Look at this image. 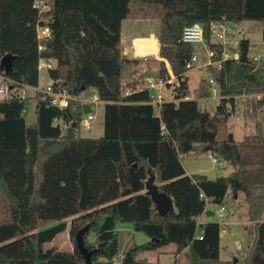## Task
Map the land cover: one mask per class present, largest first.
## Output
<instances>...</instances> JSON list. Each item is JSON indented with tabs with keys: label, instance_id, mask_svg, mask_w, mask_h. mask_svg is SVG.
Here are the masks:
<instances>
[{
	"label": "trees",
	"instance_id": "1",
	"mask_svg": "<svg viewBox=\"0 0 264 264\" xmlns=\"http://www.w3.org/2000/svg\"><path fill=\"white\" fill-rule=\"evenodd\" d=\"M37 1L0 0V85L2 78L12 84L10 96L0 98V264H86L75 240L87 226L92 264H153L139 254L170 247L192 264H264V118L256 135L237 141L227 132L220 141L212 116L200 107L213 96L210 80L220 97L215 116L226 127L237 99L261 95L257 105L264 107V64L252 62L251 41L242 39L238 58L207 67L209 79L193 92L197 100H187L186 64L195 46L181 40L184 28L201 24L205 48L220 61L226 45L213 40L212 25L264 24V0H46L44 13L34 7ZM126 20L160 21L157 76H168V63L180 87L159 115L138 83L124 94L139 62L124 55ZM41 27L49 28V37H39ZM7 54L15 57L8 74L1 70ZM41 60L56 63L48 71L54 91L97 94L105 103L103 137L81 136L79 103L59 109L42 94L21 99L24 89L39 86ZM32 102L35 123L29 124ZM209 151L235 171L216 180L188 175L184 156ZM152 171L174 202L165 216L145 191ZM239 194L255 224L253 250L243 261H222L221 224L198 219ZM118 224L132 225L148 241L138 245ZM68 229L72 252L46 249Z\"/></svg>",
	"mask_w": 264,
	"mask_h": 264
},
{
	"label": "rangeland",
	"instance_id": "2",
	"mask_svg": "<svg viewBox=\"0 0 264 264\" xmlns=\"http://www.w3.org/2000/svg\"><path fill=\"white\" fill-rule=\"evenodd\" d=\"M231 35L230 40L226 42V50L229 55H232L238 47V43L242 39L251 41L250 56L264 54V24L260 22H244L242 24H228ZM160 21L150 20H126L122 26V46L127 52L126 56L129 59L138 60V65L130 72V77L126 81L128 87L124 94L129 91V86L132 82L145 85L147 78H155L159 74L160 63L162 59L158 58L159 48L152 41L140 40L136 42L137 50L140 55L153 53L149 57L135 58L133 55L134 42L139 38L152 37L155 42L159 41ZM156 46V47H155ZM194 54L203 62H207V49L203 44L195 45ZM166 62V61H165ZM56 66L55 62L49 63V68L40 70L41 87L46 88L51 84L48 71ZM166 66L169 67L168 63ZM170 68V67H169ZM189 89L193 93L203 80H208L210 75L207 68H196L188 72ZM130 82V83H129ZM128 88V89H127ZM261 98L257 96H249L237 99V110L239 111V122L232 118L227 126L228 132H232L235 140L243 141L247 137L256 135V122L264 118V107H258L257 102ZM220 103L219 94L216 98H211L207 101L200 102V107L210 113L213 122L218 125L220 122L215 116L216 108ZM104 106L94 108L96 116L94 129L90 132H85L80 127L81 136L85 138H101L104 135ZM28 123H35L34 102L29 105ZM213 154L204 152L201 154H190L182 159L183 166L189 175L204 173L210 180L227 177L235 168L218 158L219 164L212 162ZM221 207L211 205L210 211L214 216H210L208 220L211 223H218L222 226L221 233V251L220 258L222 261H243L253 250V242L255 236V224L249 221L248 207L245 203L243 195L239 194L231 197L226 206V212L219 216ZM70 226V222H68ZM129 228V233L135 236V241L138 245H142L148 241V238L142 233H136L130 224H122L120 227ZM119 227V228H120ZM93 237H90L92 240ZM56 248L62 252H72L74 243L70 238L69 229L58 236V238L46 245V249ZM169 250L163 253L161 260L163 264H192L185 253L178 255L175 247H170ZM147 258L149 261H154L155 257L142 255L140 259ZM258 264H261L258 262Z\"/></svg>",
	"mask_w": 264,
	"mask_h": 264
},
{
	"label": "built area",
	"instance_id": "3",
	"mask_svg": "<svg viewBox=\"0 0 264 264\" xmlns=\"http://www.w3.org/2000/svg\"><path fill=\"white\" fill-rule=\"evenodd\" d=\"M34 7L37 10H39L40 13H44L49 9L48 6L46 5V0L37 1L34 4ZM230 33L231 31L228 24L219 23V24H214L211 27V34L213 36V40L221 44L226 45V42L230 40V35H231ZM49 34L50 31L48 27L38 28V35L41 39L49 37ZM181 40L183 43L193 46L200 44L204 45L205 35H204L203 26L197 23L184 28ZM147 41L154 42L155 45L158 48H160L159 41L155 42L154 39H149ZM40 49L43 48L41 47ZM136 51L138 53L137 46H136ZM152 54L153 53H149L148 55L151 56ZM207 55L208 57L206 63H203L196 55H194L186 64V69L188 70V72L196 68L198 69L207 68L209 66L221 68L223 61H226L228 59L238 58V54L236 52H234L232 55H229L226 49L223 52L222 60L220 61H216V62L214 61L216 53L213 51L207 50ZM250 59L254 63L264 64V54H257L250 56ZM44 68H49V62L45 60H41L39 63V71ZM167 69L169 73L168 76L166 77L156 76L155 78H147L145 80V85L143 87V89L149 91L151 96L150 104L155 107L157 115H159L161 106L164 103L174 101L175 91L180 87V80L172 73L169 67H167ZM210 84H211V91L213 94L212 98H216L219 94L218 87L213 80H210ZM11 92H12L11 82L5 78H2V84L0 85V98L3 99L8 98ZM38 94H42L50 98L52 106L57 107L59 109L69 108L72 102L79 103L82 105V107L89 106L91 109V113L84 115L80 124L85 132H90L94 129V124L96 120L94 108L105 104L103 101L100 100L97 94H85L81 97H71L66 92L54 91L52 84H50L46 88H42L39 84L38 87L24 89L20 93V97L22 100H26L28 98H35ZM186 99L196 101L197 96L195 93H192ZM228 112L230 113L231 119L235 118L236 122L240 121V118L238 117L239 111L237 109L233 111L230 108ZM212 162L214 164H219L217 158H213ZM207 210H210V208L207 207L206 211ZM225 212H226V208L221 207L219 211V216L223 215ZM198 224H200V222H198ZM199 239H201V237Z\"/></svg>",
	"mask_w": 264,
	"mask_h": 264
},
{
	"label": "water",
	"instance_id": "4",
	"mask_svg": "<svg viewBox=\"0 0 264 264\" xmlns=\"http://www.w3.org/2000/svg\"><path fill=\"white\" fill-rule=\"evenodd\" d=\"M126 56V52L124 53ZM15 60V57L11 54H7L2 60H1V70L5 73H11L13 71V62ZM91 113V109L89 106L83 107V114H89ZM216 125V124H215ZM76 126V123L73 125ZM219 130L218 140L220 141H226L227 140V127L219 123L216 125ZM145 191L146 194L149 195L152 199V201L155 204V210L158 212L159 215L165 216L169 211L174 209V202L170 196L165 194L164 192L160 191L159 186L156 184V176L155 173L152 171L149 174L148 180L145 182ZM205 215L207 217L214 216V213L210 210H207ZM89 226L83 228L81 231L78 232L76 236V246L83 258L86 261V264H92V255L94 251H89L85 246V240L84 237L86 233L88 232ZM236 261V260H235Z\"/></svg>",
	"mask_w": 264,
	"mask_h": 264
},
{
	"label": "crops",
	"instance_id": "5",
	"mask_svg": "<svg viewBox=\"0 0 264 264\" xmlns=\"http://www.w3.org/2000/svg\"><path fill=\"white\" fill-rule=\"evenodd\" d=\"M149 39H153L152 37H147V38H139V39H136L135 40V42H134V51H133V55H134V57L135 58H142V57H149L150 55H148V54H144V55H140V54H138L137 53V51H136V42L137 41H139V40H149ZM158 41V40H157ZM127 53V52H126ZM127 55V54H126ZM159 55H160V48H159V51H158V58H159ZM51 63V62H50ZM189 79V78H188ZM40 85H41V82H40ZM255 96H257L258 98H261L262 96L261 95H255ZM249 97V96H248ZM210 100V99H209ZM186 171V170H185ZM186 173L188 174V172L186 171ZM189 175V174H188ZM199 175H205L204 173H199ZM205 176H207V175H205ZM208 218L209 217H207L206 215H203L202 217H200L199 219H198V222H200V224H206V223H211V221L210 220H208ZM120 225H122V224H118L117 225V231L119 232V233H129V228H127V227H123V226H121L120 227ZM120 227V228H119ZM129 234H131V233H129ZM132 235V234H131ZM132 236H134V235H132ZM135 237V236H134ZM169 250H172V249H170L169 248ZM166 250H162V251H160V252H157V253H145V254H139V256H138V259L139 260H142V261H146V262H148V263H153V264H163V262H162V260H161V257H162V255H163V253L165 252ZM142 255H148V256H150V257H155V260L154 261H149L147 258H143V259H140V257L142 256Z\"/></svg>",
	"mask_w": 264,
	"mask_h": 264
}]
</instances>
